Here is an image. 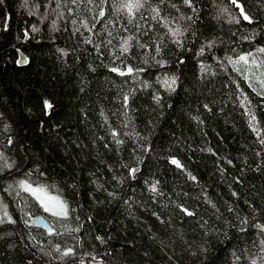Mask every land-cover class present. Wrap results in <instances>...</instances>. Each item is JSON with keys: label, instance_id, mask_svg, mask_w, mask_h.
Returning a JSON list of instances; mask_svg holds the SVG:
<instances>
[{"label": "trees", "instance_id": "trees-1", "mask_svg": "<svg viewBox=\"0 0 264 264\" xmlns=\"http://www.w3.org/2000/svg\"><path fill=\"white\" fill-rule=\"evenodd\" d=\"M261 49L264 0H0V264H264Z\"/></svg>", "mask_w": 264, "mask_h": 264}, {"label": "snow or ice", "instance_id": "snow-or-ice-1", "mask_svg": "<svg viewBox=\"0 0 264 264\" xmlns=\"http://www.w3.org/2000/svg\"><path fill=\"white\" fill-rule=\"evenodd\" d=\"M188 2V0H186ZM131 7V6H129ZM245 19H248L247 16H245ZM261 51H264V49H261ZM247 57H240V60L247 62ZM131 71V69H129ZM174 83V81H173ZM46 107L51 108L52 105L45 102ZM173 163H177L176 161H173ZM25 191L32 192L33 195L37 197L38 200L41 201L42 205L44 206L45 211H51L53 215H66L67 209L66 205L63 201L59 200L57 197H52L47 195L45 190L43 189H33L29 185H24Z\"/></svg>", "mask_w": 264, "mask_h": 264}, {"label": "rangeland", "instance_id": "rangeland-1", "mask_svg": "<svg viewBox=\"0 0 264 264\" xmlns=\"http://www.w3.org/2000/svg\"><path fill=\"white\" fill-rule=\"evenodd\" d=\"M24 185H29V186H31V188H33V189H43V190H45V192L47 193V195L52 196V197H57L59 200L63 201L64 204L66 205L67 214H68V207H67V204H66V202H65L60 196L55 195V194H53V193H50L46 188H44V187H42V186L33 185V184H31V183H25ZM24 185H23V189L25 190ZM27 192H29L30 194H32V192H30V191H27ZM32 195H33V194H32ZM33 196H34V198L39 202V204L41 205L42 210L44 211V214H48L49 217H50V219H52V216H57V217H65V216H67V214H66V215H53V213H52L51 211H45L44 206L42 205L41 201L38 200L37 197H36L35 195H33Z\"/></svg>", "mask_w": 264, "mask_h": 264}, {"label": "water", "instance_id": "water-1", "mask_svg": "<svg viewBox=\"0 0 264 264\" xmlns=\"http://www.w3.org/2000/svg\"><path fill=\"white\" fill-rule=\"evenodd\" d=\"M19 64L24 66L27 64V58L26 56L23 54V53H20V60H19ZM36 224L38 226H41V227H44V228H47V229H52V226L50 225V223L48 222L47 218L45 216H39L37 219H36ZM94 264H104V263H101V262H94Z\"/></svg>", "mask_w": 264, "mask_h": 264}]
</instances>
